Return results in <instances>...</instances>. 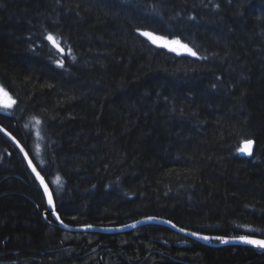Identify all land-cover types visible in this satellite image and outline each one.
I'll return each instance as SVG.
<instances>
[{
	"label": "trees",
	"instance_id": "trees-1",
	"mask_svg": "<svg viewBox=\"0 0 264 264\" xmlns=\"http://www.w3.org/2000/svg\"><path fill=\"white\" fill-rule=\"evenodd\" d=\"M0 84L15 101L0 124L69 226L264 237V0H0ZM47 210L0 131V264H264L251 244L70 231Z\"/></svg>",
	"mask_w": 264,
	"mask_h": 264
},
{
	"label": "water",
	"instance_id": "water-1",
	"mask_svg": "<svg viewBox=\"0 0 264 264\" xmlns=\"http://www.w3.org/2000/svg\"><path fill=\"white\" fill-rule=\"evenodd\" d=\"M0 130L13 142L17 143V140L7 131L5 130L1 124H0ZM253 141V144H252V152H253V149L255 147V141ZM18 144V143H17ZM19 151L22 153V155L25 157V159L27 160L30 168H31V171L32 173L34 174L35 176V179L38 181L39 185L41 186V188L43 189V191L45 192L47 198L49 196V193L51 194L52 196V191H51V187H50V184L49 182L47 181V179L45 178V176L42 174V172L39 170V168L34 164L33 162V159L32 157L29 156V154L26 152V150L23 149V147H21L19 144ZM245 147V144L243 143V148ZM242 154L243 155H246V156H250L248 155L246 152H243L242 151ZM29 161H31V164L29 163ZM33 168H35V172L33 171ZM37 173L40 174L39 178L37 177ZM41 180H43V183L41 182ZM45 186L47 187V192L45 191ZM53 201V199H52ZM53 204V202H52ZM51 210H55V208L53 206H51L50 208ZM59 217L58 220H61L60 216L55 213V218ZM153 219H145V220H142L141 222L139 223H147V224H162V225H165V226H168L169 228H171L172 230L176 231L177 233H180V234H183V235H189L191 236L193 239L199 241V242H203V243H211V242H208V240H204L200 237L202 236H205V235H202L200 234V236H193L191 233L192 232H188V230L176 225L173 221H171V223H169V221H167L166 219H163V218H158V217H152ZM60 225L64 228H68L64 222L61 223L60 222ZM128 230L129 227L128 226H122V227H114V226H110V227H98V226H94V227H84V228H80V230L82 231H95V232H108V231H111V230ZM181 229H184V231H181ZM196 233V232H195ZM251 238H254V239H261V240H264V237H258V236H249ZM241 244H248V243H245L239 239H232V238H229L228 241L226 243H211V245L213 246H225V245H241Z\"/></svg>",
	"mask_w": 264,
	"mask_h": 264
},
{
	"label": "snow or ice",
	"instance_id": "snow-or-ice-1",
	"mask_svg": "<svg viewBox=\"0 0 264 264\" xmlns=\"http://www.w3.org/2000/svg\"><path fill=\"white\" fill-rule=\"evenodd\" d=\"M139 31V30H138ZM141 35L148 38L152 43L157 44L158 46H163L168 48L170 51L173 52H177V54L180 53H187L190 56L196 57L198 56V53L192 48L190 47L188 44L183 43L179 38H175L172 39L171 41L163 38V37H159L155 34H153L152 32H141ZM47 39H49L50 41L53 40V36L51 34L48 35ZM57 47H59V45H57ZM60 51H64L63 48H59ZM71 50L69 49V52ZM60 65H63V62L60 61L59 62ZM0 93H3L4 95H7L6 92H4V90L2 88H0ZM15 103V101H11V103L5 105L6 107H11V104ZM37 123H39V121H37ZM245 147L243 149H241V151L246 152L248 155L252 154V144L253 141L251 139H248L246 141H244ZM29 163L31 164V161H29ZM33 171L35 172V168H33ZM40 174L37 173V177L39 178ZM41 182L43 183V180H41ZM45 191L47 192V187L45 186ZM52 196L49 193L48 196V203L51 205L52 204ZM57 219H59V217H57ZM148 219H153L152 217H148ZM61 223H63V221H61ZM169 223H171V221H169ZM87 227H92V225H87ZM181 231H184V229H181ZM193 236H200L199 233H191ZM204 240H210L213 239V237L210 236H202L200 237ZM214 239L221 241L222 243H226L228 241V237H223V236H217ZM232 239H239L245 243L260 247V248H264V240L261 239H254L251 238L249 236H240V237H232Z\"/></svg>",
	"mask_w": 264,
	"mask_h": 264
},
{
	"label": "bare ground",
	"instance_id": "bare-ground-1",
	"mask_svg": "<svg viewBox=\"0 0 264 264\" xmlns=\"http://www.w3.org/2000/svg\"><path fill=\"white\" fill-rule=\"evenodd\" d=\"M180 54H186V53H180ZM6 109H8V108H6ZM2 126V125H1ZM3 127V126H2ZM4 128V127H3ZM5 130H7L6 128H4ZM1 131V130H0ZM8 131V130H7ZM9 132V131H8ZM1 133L3 134V135H5L2 131H1ZM10 133V132H9ZM16 140H17V143L21 146V147H23V149L24 150H26V152L29 154V152L27 151V149L24 147V145L12 134V133H10ZM5 137L13 144V145H15L18 149H19V146H18V144L17 143H15V142H13V141H11L6 135H5ZM241 149H243V144H242V148ZM253 152H254V149H253ZM253 152H252V154H253ZM241 154H242V151H241ZM251 154V155H252ZM243 155V154H242ZM250 155V156H251ZM29 156H30V154H29ZM244 156H246V155H244ZM24 157V156H23ZM31 157V156H30ZM247 157H249V156H247ZM25 158V157H24ZM26 160V159H25ZM26 162H27V160H26ZM34 162V161H33ZM27 164H28V162H27ZM34 164H35V162H34ZM36 165V164H35ZM28 166H29V164H28ZM29 168H30V166H29ZM30 170H31V168H30ZM32 172V171H31ZM33 174V173H32ZM34 175V174H33ZM43 190V189H42ZM51 191H52V189H51ZM44 192V191H43ZM44 194H45V192H44ZM45 197H46V200H47V204H48V210L45 212V216L47 217V215H48V212L49 211H51V213H52V216H53V218L59 223V226L60 227H62L61 225H60V222L61 221H63V219L61 218V216H60V214L58 213V211H57V206H56V202H55V199H54V195H53V192H52V199H53V204H49L48 203V198H47V196H46V194H45ZM51 206H53L54 208H55V210H51L50 208H51ZM55 213H57L59 216H60V218H61V220H58L57 218H55ZM145 219H147V218H144V219H141V220H139V221H136V222H133V223H131V224H128V225H123V226H128L129 227V229L128 230H130V229H135V228H138V227H140V226H142V225H145V224H147V223H139V222H141L142 220H145ZM164 219V218H163ZM167 220V219H166ZM167 221H170V220H167ZM64 222V221H63ZM64 224L68 227V228H64V227H62V228H64V229H66V230H70V231H82V230H80V228H84V227H87V225L86 226H76V227H72V226H69L68 224H66L65 222H64ZM92 227H94V225H92ZM100 227H110V226H100ZM114 227H122V226H114ZM187 230V229H186ZM115 231H125V230H111V231H108V232H115ZM188 232H192V233H194V231H191V230H188ZM197 233V232H196ZM185 236H188V237H190V238H192L191 236H189V235H185ZM193 239V238H192ZM195 240V239H194ZM197 241V240H196ZM209 242V241H208ZM203 243V242H202ZM205 244H207V243H205ZM209 244V243H208ZM211 244V243H210Z\"/></svg>",
	"mask_w": 264,
	"mask_h": 264
},
{
	"label": "rangeland",
	"instance_id": "rangeland-1",
	"mask_svg": "<svg viewBox=\"0 0 264 264\" xmlns=\"http://www.w3.org/2000/svg\"><path fill=\"white\" fill-rule=\"evenodd\" d=\"M155 34V33H153ZM159 37H163L169 41H171L172 39L168 38V37H164V36H161V35H158V34H155ZM0 88H2L4 90V92L7 93V95H4L3 93H0V109H6V108H11L14 103L11 104V107H6L5 105L11 103V101H14L12 95L6 90V88L4 86H2V84H0ZM39 127H38V124H35V137H39ZM38 146V149H36V153L38 152L39 154L41 153V147H40V144L37 145ZM40 147V149H39Z\"/></svg>",
	"mask_w": 264,
	"mask_h": 264
}]
</instances>
